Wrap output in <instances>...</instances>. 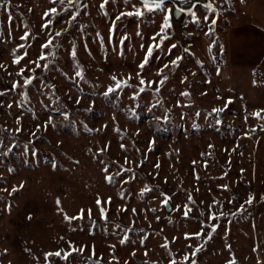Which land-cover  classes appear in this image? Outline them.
Segmentation results:
<instances>
[{
	"label": "rangeland",
	"instance_id": "obj_1",
	"mask_svg": "<svg viewBox=\"0 0 264 264\" xmlns=\"http://www.w3.org/2000/svg\"><path fill=\"white\" fill-rule=\"evenodd\" d=\"M102 2L88 0V14L82 11L72 26L61 22L65 14L44 29V13L64 6L0 0V264H170L173 258L184 264L183 257L198 245L203 247L196 264L233 259L264 264V114L257 118L258 107L227 98L235 90L214 65L243 0L186 7L179 27L170 19L167 39L157 35L161 13L116 20L130 4L109 0L100 9ZM58 31L64 35L54 40V56L40 61L48 68H36L31 61L48 54L41 45L49 32ZM26 33L29 38L20 39ZM154 42L161 46L141 70L145 49ZM18 56L24 58L15 64ZM177 57H182L178 67L171 64ZM77 64L82 80L75 78ZM22 68L24 75H17ZM159 70L168 77L159 92L155 84H139L138 73L145 81H158ZM33 76L31 84L14 87ZM114 76L128 86L105 97ZM234 78L239 91L252 88L247 72L235 71ZM218 108L224 110L217 113ZM146 186L152 190L142 196ZM161 193L171 197L170 213ZM109 197L104 220L96 200ZM184 205L191 209L187 217ZM81 209L83 218L65 219L79 216ZM210 213L218 219H210ZM212 225L216 230L210 233ZM201 230L211 234L206 243L204 237L185 239ZM73 246L80 251L63 259ZM56 251L62 256L45 259Z\"/></svg>",
	"mask_w": 264,
	"mask_h": 264
},
{
	"label": "snow or ice",
	"instance_id": "obj_2",
	"mask_svg": "<svg viewBox=\"0 0 264 264\" xmlns=\"http://www.w3.org/2000/svg\"><path fill=\"white\" fill-rule=\"evenodd\" d=\"M50 2L53 5H62L63 10L62 11H58L57 7H52L51 9H49L48 11H46L44 13V20L45 23L42 24V28L44 29H48L50 27V25L53 24L55 18L57 17H61L64 16L65 14H67V19L61 21L63 23H67L69 26H72L74 23H78V17L80 16L81 12L83 11L85 15H87V11L86 9L88 8V0H50ZM126 2L128 4H130L131 10L129 11H125V12H121L116 16V20H120L123 17H136L138 19H141L144 17L145 13H154V12H159L162 14V20H163V24L161 26L160 32L157 35L161 36V39H167V34H166V29L171 28V23H170V19L172 18V16L174 15V9L172 7H168V3L171 2L173 4L176 3V0H137V3H131V0H126ZM109 3V0H103V2L99 5L100 9H104L105 6ZM180 4H187L189 3V0H179ZM139 5V6H137ZM207 8L211 9L213 12L215 11V9L212 7V5L209 3L207 6ZM73 9H75V11H73ZM185 11V9L183 7H178L175 9V12H180L183 13ZM189 14L191 15H195V13L190 12ZM105 15H107V13H105ZM205 19H208V17L206 16ZM212 24L215 23V20L213 19ZM81 26V30H82ZM65 31H67V29H65ZM110 35L114 34L115 32V21H113V26L109 29ZM163 34V35H161ZM28 33H26L25 35L21 36L20 39L22 40H27L29 38ZM64 35L63 31H58L55 32V34L53 35L51 32H49L48 34V38L46 40L45 43H43L41 45L42 49H49L50 51L48 52V54H45L44 52H41L38 59L31 61L32 64L35 65L36 68H43V69H47L48 68V63H44L43 65H41L40 61H47L48 60V56L49 55H53L54 56V52L51 51V49H53L55 47L54 45V40L57 36H62ZM128 37L125 36L120 43L123 44L124 40L127 39ZM155 37H153V41H155ZM161 45L159 43H153L152 45H150L149 47H147L145 49V57L143 59V61L138 65V67L142 70L144 69V67L149 63V58H151L153 56V50L156 48H159ZM172 48H175L176 45L173 44L171 45ZM185 51L187 52L188 50L185 49ZM71 55L73 58H75L76 56V51L73 48ZM23 56H18L16 57V59L14 60L15 64H20L21 60L23 59ZM182 59V57H177L175 60H173L171 62V64L173 66H179V61ZM3 65H0V68H2ZM165 68H168L169 65H164ZM29 71L35 72V68L33 69H29ZM17 75L23 76L24 75V69L22 68L21 71L19 73H17ZM140 79H139V84L140 85H147L148 87H151L152 85H157V87L154 89L155 92H159L160 87H162L165 83V81L168 79V77L164 74L163 70H159L157 72V75L160 76L161 78L158 81H145V79H143L142 76H140V73L137 74ZM75 78H79V79H83V71L82 68L79 66V64H77V71L75 72ZM33 79H35V77H27L24 79V83L23 85L19 84L18 82L16 84H14V87H23L26 85H29L32 83ZM129 79H131V77H129ZM113 80L115 81V85L114 86H110L107 88V90L103 93V95L105 97H110L113 93H118L119 90H121L122 87H127V83L126 81H122V80H118L115 76L113 77ZM145 89L144 87H140L139 91L143 92ZM0 95H3V93H0ZM183 95L187 96L189 95V93H183ZM133 99H135V96L132 97ZM77 103H79V100H77ZM229 103H231V101H229ZM155 106V105H154ZM89 111L91 109H88ZM224 109L222 108H218V109H214L215 112L219 113L222 112ZM63 115H65V118L67 119V114L66 113H62ZM254 116H256L257 118H260V113H254ZM48 123H52L51 118L49 119ZM45 127H47V124L45 125ZM117 132H119L120 130L117 128L116 129ZM254 131V130H253ZM121 147H123V145H121ZM107 150V146L105 148H102L100 151L104 152ZM4 155H6V153H4ZM101 163H103V161H101ZM125 163H129L127 160H125ZM53 167L55 168L56 165L53 164ZM156 167H159V164L156 165ZM9 171H12L11 169ZM102 171L104 173H108L109 169L107 166L102 168ZM125 171H131V169H125ZM122 173L117 172L116 175H121ZM132 179H134V176L131 177ZM197 179H199V177L197 176ZM105 180L111 184L113 183L114 177L112 175H106L105 176ZM125 183H127V181H124ZM20 187H23V185H21ZM223 187H227L226 185ZM6 190V189H5ZM17 189H13V192H15ZM152 189L149 187H145L142 192L140 193L142 196L144 195V193L146 192H150ZM198 191V189H197ZM161 196H163V200L161 201V203L164 206H167L169 203V200L171 199V197L167 196L164 193L160 194ZM121 198L123 199V193H121ZM188 199L192 202L195 203V201L192 200L191 194H189ZM252 197H250L248 200L245 201L246 204H251L252 203ZM57 203L59 204V200L57 201ZM214 203H219L218 201H214ZM96 204L99 208L100 214H101V218L104 220H107V208L105 207V205H110L111 204V197H109L106 201H101L100 198H97L96 200ZM184 212L183 215L185 217L188 216L189 212L191 211V209L188 207V205H184ZM123 211H127V209H122ZM176 210H180L179 206L177 207ZM240 211H243V205H241ZM84 211L83 209L80 210V214L79 216L76 217H67L65 216V219L71 221L74 219H79V218H83L84 215ZM133 213L136 212V209H132ZM151 211L155 212V209H151ZM88 216L89 218H91L92 215V210L88 209ZM221 215H224L223 213H221ZM209 218L210 219H218V217L214 214V213H210L209 214ZM157 219H159V217H157ZM119 227V226H117ZM216 230V225H212L210 226V233L211 232H215ZM205 234L203 232V230H201L200 232L194 233V234H185V239H190L193 236L197 239L204 237L205 243L211 239V234ZM127 240V236H125L120 242L121 244L125 243ZM141 243H143V240L141 241ZM114 247V246H112ZM161 247L167 248L168 244L164 243L161 245ZM189 247H192L191 245H189ZM203 247V245H198L196 246L192 253L190 254H186L183 257V261L184 264H187V262L189 261V259H191V264H196V260H195V256L198 252L201 251V248ZM230 247V246H229ZM72 251H80L79 249H76L74 246L72 247L71 251L64 253L62 256V253L60 251H56L53 253H46L45 254V259L47 260L48 257L50 256H56V257H61L65 260L68 259V257L72 254ZM93 255H95V250L93 249ZM145 255H147V252L145 253ZM170 264H178V262L173 258L170 261ZM230 264H236V261L233 259Z\"/></svg>",
	"mask_w": 264,
	"mask_h": 264
},
{
	"label": "crops",
	"instance_id": "obj_3",
	"mask_svg": "<svg viewBox=\"0 0 264 264\" xmlns=\"http://www.w3.org/2000/svg\"><path fill=\"white\" fill-rule=\"evenodd\" d=\"M243 2L242 4L239 2L236 12H233L234 24L230 27L224 48L220 53L221 62L214 65L220 67V78H226L230 88L235 90V96L227 98L230 100L235 98L236 105L241 107L249 105L258 107L259 113L264 114V85L255 86L250 79L254 66L264 67V0H243ZM240 70L248 73L252 87L248 91H239L234 82L235 71Z\"/></svg>",
	"mask_w": 264,
	"mask_h": 264
},
{
	"label": "water",
	"instance_id": "obj_4",
	"mask_svg": "<svg viewBox=\"0 0 264 264\" xmlns=\"http://www.w3.org/2000/svg\"><path fill=\"white\" fill-rule=\"evenodd\" d=\"M193 3L199 4L200 0H189V3H187V4H180L179 0H176V3L174 4V7H173L174 15L171 18L174 26L179 27L182 23L183 16L185 15V11L183 13H180V12H175V9L178 7H183L185 9L186 6L193 4ZM171 210H172V205H171V199H170L168 205L165 206V211H166V213H170Z\"/></svg>",
	"mask_w": 264,
	"mask_h": 264
},
{
	"label": "built area",
	"instance_id": "obj_5",
	"mask_svg": "<svg viewBox=\"0 0 264 264\" xmlns=\"http://www.w3.org/2000/svg\"><path fill=\"white\" fill-rule=\"evenodd\" d=\"M221 60L216 58L215 63L219 64ZM250 79L253 85L262 86L264 85V67L262 65H256L252 68Z\"/></svg>",
	"mask_w": 264,
	"mask_h": 264
},
{
	"label": "bare ground",
	"instance_id": "obj_6",
	"mask_svg": "<svg viewBox=\"0 0 264 264\" xmlns=\"http://www.w3.org/2000/svg\"><path fill=\"white\" fill-rule=\"evenodd\" d=\"M204 1L205 0H200V4H201V2H204ZM196 4H198V3H193V4H190V5L186 6V7L189 8V7H192V6L196 5ZM192 9H193V7H192Z\"/></svg>",
	"mask_w": 264,
	"mask_h": 264
}]
</instances>
